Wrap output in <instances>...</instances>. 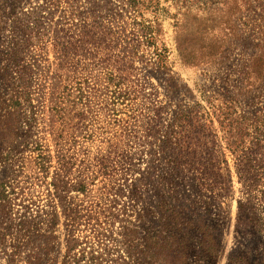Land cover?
Segmentation results:
<instances>
[{"label": "rangeland", "instance_id": "1", "mask_svg": "<svg viewBox=\"0 0 264 264\" xmlns=\"http://www.w3.org/2000/svg\"><path fill=\"white\" fill-rule=\"evenodd\" d=\"M109 1L121 5L116 0H62L60 7L50 2L42 13L44 24L52 18L60 27L68 29L71 22L78 21L69 12L73 8L75 13H83L84 21L93 26L101 21L95 17L97 12L93 14V4L98 5L102 15V8ZM158 1L160 9L157 12L152 13L153 9H149L144 14L153 26L154 44L141 43L133 66L125 69L120 80L112 79L113 76L108 74L110 64L122 58L117 42L106 43L114 47L111 51L103 46L90 45L87 49L93 57L77 59L81 62L80 71H74L71 65L63 71L56 67L51 73L43 71L30 86L31 97H20V104L11 109V118L6 119L5 111H0V179L23 170L18 180L24 198L27 201L40 199L42 205H47L53 173L61 165L68 169L66 163H71L69 179H72L74 188L68 190L66 196L79 218L78 245L73 254L83 249H93L100 254H105L104 250H112L113 256L103 264H121L120 257L126 259L122 229L131 211H141L145 203L135 205L132 210L131 203L124 198L118 208L119 222L105 227L114 240H106V244L98 246L94 244L96 241L91 240V245H87L86 237L90 235L88 225L93 213L98 211L96 204H100L102 194L124 183L120 172L112 178L104 176L109 168L103 169L105 167L98 159L107 157V152L114 147L120 151L129 150L133 154V163L145 172L147 165H142V159L145 163L149 161L151 150L146 147L143 127L152 117L150 109L153 105L165 108L162 115L164 124L171 123L180 108L192 109L199 105L202 113L206 114L207 123L213 121V131H226L219 124L224 119L218 112L219 108L226 109L224 113L228 114L234 126L239 123L254 125L249 131H255V127L264 125V0ZM45 3L46 0H23L16 5L18 12L25 14L38 10ZM2 6L7 25L0 39L8 41L13 0H6ZM104 25L109 27L110 24L104 21ZM44 42L42 40L39 45ZM2 44L0 41V47ZM39 45L32 51L34 55L42 52ZM155 48L159 51L166 49L165 69H158L153 63L156 60L152 54ZM46 59L50 63L55 62L54 52ZM56 76H63L64 80H58ZM66 77L70 79L65 80ZM114 81L121 83L123 94L131 87L133 94L124 98L114 97L116 87L111 86ZM5 82L0 77V91L9 99L12 86ZM170 82L177 85L173 92L167 88ZM53 86L56 89L52 90ZM79 86L84 89L83 98L77 92L64 97L67 89L76 90ZM3 105L6 107L7 103ZM53 109H58L59 113L52 112ZM219 116L222 118L218 121ZM12 141H18L20 148H27L23 155L25 161L17 160L18 154L10 153ZM36 150L52 158L48 162L47 178L38 172L33 163ZM141 152H145L146 156H142ZM115 159H111L108 167H112ZM226 159L233 177L232 188L225 199L214 203L206 220L220 225L213 233L216 242L209 246H197L190 251L195 256L192 253L190 258L185 259L173 253L162 256L159 246H155L152 255H145L140 264H264V199L247 200L244 188L237 179L234 157L228 154ZM252 160L250 176L256 178L259 188L264 190V168L259 166L262 158L253 155ZM142 177L141 173L129 176V189L138 186ZM82 186L85 191H79ZM139 186L140 191L147 194L148 189ZM58 211L62 213L61 208ZM248 218L254 222L247 223ZM65 223L66 219L61 214L50 252L52 264H63L67 257ZM0 264L6 262L0 260Z\"/></svg>", "mask_w": 264, "mask_h": 264}, {"label": "trees", "instance_id": "2", "mask_svg": "<svg viewBox=\"0 0 264 264\" xmlns=\"http://www.w3.org/2000/svg\"><path fill=\"white\" fill-rule=\"evenodd\" d=\"M5 1L0 0V35L7 25L5 15H2V3ZM22 1L13 0L10 8L12 19H9L11 34L8 41L0 39L3 43L0 47V77L6 81L5 84L8 82L12 86L9 99L0 91V111H5L6 119L11 118V109L20 104V97H31L30 86L43 71L51 73L55 67L63 71L71 65L78 72L81 62L77 59L93 57L87 49L90 45L103 46L111 51L114 47L106 43L117 42L116 45L121 47L122 58L110 64L108 74L113 76L112 79L120 80L125 69L133 66L141 43L154 44L153 26L145 19L144 14L149 9H153L152 13L157 12L160 9L158 0H116L121 5L109 1L102 8V15L98 5L93 4V14L97 12L95 17L101 19L93 26L84 21L83 13H75L71 8L69 12L78 21L71 22L68 29L60 27L52 18L44 24L42 16L48 3L55 2V6L60 7L62 0H46L45 5L38 10L25 14L18 12L17 5ZM104 21L110 24L109 27L104 25ZM42 40L45 42L39 45ZM36 45L42 47L39 55L32 53ZM51 52H54L55 57L53 63L46 59ZM165 53L166 49L159 51L157 48L152 53L156 59L153 63L158 69H165ZM56 78L64 80L63 76ZM68 79L70 77L65 80ZM111 86L116 87L114 97L124 98L133 94L132 87L123 94L119 82L116 84L114 81ZM167 88L173 92L177 85L170 82ZM54 89L55 86L52 87ZM76 92L80 98L85 96L83 87L79 86L76 90L67 89L64 97H70ZM5 103L6 107L3 105ZM201 109L199 105L192 109L180 108L173 121L164 124L162 115L165 108L153 105L150 109L152 117L143 127L146 131V147L151 150L148 154L149 161L145 163L144 158L142 159V165H147L145 172L141 170V166L133 163V154L129 150L120 151L114 147L107 152V157L98 159L100 165L105 167L103 169L109 168L104 176L112 178L120 172L124 183L115 184L116 186L102 194L100 204H96L98 211L93 213L88 225L90 235L86 237L87 245H91V240L96 241L94 244L97 246L106 244V240H114L105 227H112L119 222L118 208L124 198L131 203L132 210L139 203H145V206L141 211H131L122 229V245L125 247L123 254L126 259L120 257L121 264H140L145 255H152L155 246H159L162 256L173 253L185 259L191 257L193 252L190 251L197 246L212 245L217 240L213 238V233L218 231L220 225L206 220L214 203L225 199L232 188L233 177L226 159L228 154L234 157L237 179L244 188L247 200L264 199V190L259 188V181L250 176L253 155L262 158L259 166L264 168V125L255 127V131H249L254 125L239 123L234 126L228 114L224 113L226 109L219 108L218 112L224 119L219 121L222 118L219 116L218 121L226 131H213V121L208 124L206 114ZM52 112L57 114L59 110L53 109ZM32 121H35L34 116ZM29 128H32V124ZM20 147L18 141H12L10 153L18 154L17 160L25 161L23 155L27 148ZM36 152L33 163L38 172L47 178L48 162L52 158L42 151ZM141 154L146 156L145 152ZM112 158L116 159L112 167H108ZM66 165L68 169L65 170L64 165H61L53 173L47 205H42L40 199L27 201L24 198V191L18 180L23 170L0 179V260H4L6 264H52L50 252L56 240L55 233L59 228L61 214L66 219L68 248L63 264H103L113 256L112 250H104L105 254H100L93 249H83L80 253L73 254L78 245L79 218L66 196L68 190L74 188L72 179H69L71 163L67 162ZM138 173L143 174L139 185L148 189L145 195L140 191L139 185L132 189L127 185V178ZM79 191H85V187H80ZM59 208L62 209L61 214ZM241 211L240 204V214ZM251 221L254 222L251 218L246 219L247 223Z\"/></svg>", "mask_w": 264, "mask_h": 264}]
</instances>
